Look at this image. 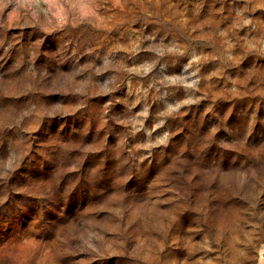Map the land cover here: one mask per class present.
Wrapping results in <instances>:
<instances>
[{"label":"clouds","instance_id":"1","mask_svg":"<svg viewBox=\"0 0 264 264\" xmlns=\"http://www.w3.org/2000/svg\"><path fill=\"white\" fill-rule=\"evenodd\" d=\"M0 264H264V0H0Z\"/></svg>","mask_w":264,"mask_h":264}]
</instances>
